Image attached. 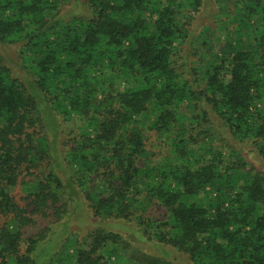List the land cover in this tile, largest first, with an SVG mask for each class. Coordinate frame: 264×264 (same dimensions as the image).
Wrapping results in <instances>:
<instances>
[{
	"label": "trees",
	"instance_id": "1",
	"mask_svg": "<svg viewBox=\"0 0 264 264\" xmlns=\"http://www.w3.org/2000/svg\"><path fill=\"white\" fill-rule=\"evenodd\" d=\"M64 1L0 0L24 71L0 52V264H37L50 226L31 228L66 192L95 227L47 264H176L116 227L193 264H264V169L238 145L264 165V0H223L208 55L191 46L204 0H76L88 13L67 20Z\"/></svg>",
	"mask_w": 264,
	"mask_h": 264
},
{
	"label": "rangeland",
	"instance_id": "2",
	"mask_svg": "<svg viewBox=\"0 0 264 264\" xmlns=\"http://www.w3.org/2000/svg\"><path fill=\"white\" fill-rule=\"evenodd\" d=\"M224 7H226V2L223 0L203 1L200 11L194 16L192 20L194 39L191 46L194 52H202L208 55L214 52L219 53L223 50L222 48L224 44L225 31L222 30V28L216 21V15L220 12V9ZM87 13L88 9L86 8V6L76 0H65L60 8V16H63L66 20L73 15ZM20 50V43H0V52L4 58V63L14 71L23 73V58L20 55ZM208 62H210V60ZM72 128H75L74 122H64L60 120V131L62 137L67 136V133L69 131L71 132ZM228 138L233 140V138L231 137ZM238 145L247 156L249 164L251 166L264 169L262 160L255 152L250 150L249 146H247L246 144ZM57 162L59 161L57 160ZM59 171L62 174V170ZM62 176L64 179H66L65 175ZM24 190L25 185H22L20 183L16 186L13 192L16 197L20 198L21 200V196H23ZM65 195L68 197V200H66V208L68 213L65 214L62 219L50 223L43 220L36 226L31 228L32 232H36L41 227L50 226V229L47 230V238L45 242H42L34 253L37 259V264H47L48 259L52 256L53 252L61 250L63 243L69 237L75 238L86 236L88 235L90 230L95 227L96 218L90 211L85 198L82 195H80L79 197H74L67 192L65 193ZM116 230L124 233L126 237L132 240L133 245L146 252L171 259L176 264H193L184 254L171 249L170 247H158L150 244L148 241L140 240V238L137 235L133 234L131 231L121 230L118 227H116Z\"/></svg>",
	"mask_w": 264,
	"mask_h": 264
}]
</instances>
